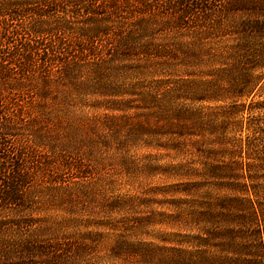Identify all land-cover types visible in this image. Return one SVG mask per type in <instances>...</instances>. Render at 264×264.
Listing matches in <instances>:
<instances>
[{
	"label": "rangeland",
	"instance_id": "374dc122",
	"mask_svg": "<svg viewBox=\"0 0 264 264\" xmlns=\"http://www.w3.org/2000/svg\"><path fill=\"white\" fill-rule=\"evenodd\" d=\"M148 1L155 5L157 14L165 12L167 18L171 12L176 16L173 18H177L173 7L178 6V1L187 7L192 3L191 0ZM211 1L206 6L220 8L230 2ZM89 2H79L78 7L80 10L91 8ZM132 6L137 7L135 3ZM76 7L77 2L68 8L73 12ZM183 10L180 7V11ZM72 19L76 33L68 43L80 37L78 30L83 27L81 20ZM185 22L192 28L198 25L194 17ZM19 25L0 17V50L12 53L13 45L21 49L20 44L30 38L25 26ZM174 31L163 32L160 38L171 44L172 40L179 41L181 35L190 34L181 29ZM186 40L184 38L183 42ZM2 56L0 52V69L5 68L10 77L18 80L20 71L9 63L5 65ZM135 60L131 65L139 63ZM197 64L176 68L157 66L159 78L127 71L121 74L117 86L121 91L133 92L136 88L139 92L142 87L152 86L156 79L176 82L186 74L198 79L201 72L212 71ZM13 79H9L11 83ZM29 79L36 80L35 77ZM2 80L0 74V133L6 125L19 130L16 129V137L7 138L5 144L0 142V178L6 177L5 181L12 178L14 166L21 165V175L28 182L26 205L14 208L13 215L9 216L13 222L22 221L23 228L8 232L7 239L10 244H26L29 250L25 261L14 253L9 258L0 255V264H264V251L256 237V228L249 224L253 212L247 202H239L246 195H242L244 188L237 187V184H249L264 190V113L256 109L250 112L249 106L244 107L250 100L242 99L240 106L236 104L242 113L233 119L234 125L227 135L233 145L226 151L210 141L199 152L189 151V155L187 149L177 153L158 147L157 143L166 147L168 139L152 143L150 147L143 141L129 146L127 143L128 148L104 140L91 151V146L75 143V137L66 138L67 127L61 126L71 125L75 120L85 122L112 116L107 102L114 98L87 96L81 103L73 99L71 102L75 103L73 108H68L67 115L44 122L42 128L47 127L48 131L37 134L39 121L32 114L33 106L39 105L36 93L26 91L28 84L8 87L11 83L3 84ZM115 99L130 101L133 107L140 106L136 96ZM261 101L264 96L255 99V102ZM223 107L228 105L201 103L195 106L206 115ZM128 114L142 113L131 110ZM57 124L60 127H55ZM28 126H32L33 131H24ZM259 130L262 132L258 133ZM47 132H50L48 136ZM125 150L128 151L127 164L121 161ZM250 164L255 168L249 169ZM235 175L240 178L238 181L233 179ZM251 177H254L253 182ZM87 183L97 187L92 199H86L79 190ZM65 186L69 188L62 190ZM3 191L0 187V193ZM69 195L74 199L70 200ZM4 219L7 221V215L0 211V222ZM247 224L249 229L245 228ZM48 246L53 248L49 256L41 253ZM78 248L87 250L86 255L81 256L83 262L75 255ZM67 256L73 259L67 261Z\"/></svg>",
	"mask_w": 264,
	"mask_h": 264
},
{
	"label": "trees",
	"instance_id": "16d2710c",
	"mask_svg": "<svg viewBox=\"0 0 264 264\" xmlns=\"http://www.w3.org/2000/svg\"><path fill=\"white\" fill-rule=\"evenodd\" d=\"M87 1H0V17L19 22L30 37L26 43L20 44L21 49L13 45L12 53L1 48L5 65L9 63L20 71L16 80L1 68V83L8 84V81L11 83L9 79H13L8 87H26L28 84L26 91L36 93L39 105L33 106L32 114L39 121L37 134L48 131L47 127L42 128L44 122L55 121L58 115H67L68 108H73L75 103L71 102L73 99H79L81 103L87 96L114 98L107 102V110L112 116L85 122L75 120L71 125L61 126L67 127L66 138L75 137V143L87 144L91 151L104 140L128 148L127 143L129 146L143 141L150 147L152 143L168 139L166 147L157 143L158 147L177 153L187 149L189 155V151L199 152L207 141L216 144L220 150L228 149L232 140L227 135L231 133L233 119L242 113L236 107L242 99L250 100L249 104H244L246 108L249 106L250 112L256 109L264 113V101L255 102L256 98L264 96V0H230L220 8L206 6L211 0H191L189 7L178 1V6L173 7L177 18H173L176 16H172V12L168 18L164 16L165 12L157 14L155 5L148 0H89L92 7L80 10L79 2ZM76 2V10L72 12L68 7ZM211 2L217 3L218 0ZM132 3L137 7L133 8ZM180 7L184 9L182 12ZM124 13L128 16L124 17ZM191 17L197 20L195 28L185 22ZM72 18L81 20L83 27L78 30L80 37L74 43H68L76 33ZM173 28L190 34L181 35L179 41L172 40L171 44L160 38L163 32H175ZM184 38H187L185 42ZM134 60L139 63L133 66ZM197 63L212 71L201 72L198 79L192 74L183 75L176 82L156 79L152 86L142 87L139 92L136 88L133 92L121 91L117 86L121 74L127 71L159 78L157 66L190 67L198 66ZM149 67L153 70H147ZM147 72L150 74H145ZM30 77L36 80L32 82ZM126 95L136 96L140 106L133 107L130 101L115 99ZM201 103H225L228 107L206 115L200 108H195ZM131 110L142 114L131 116L128 114ZM31 127H25L24 131H33ZM16 129L19 130L10 125L1 129L0 142L16 137ZM125 151L121 161L127 164L128 151ZM248 167L255 168L254 164ZM14 169L12 178L7 181L6 177L0 178V187L4 189L0 193V211L8 218L0 222V255L9 258L16 253L18 259L25 261L29 247L10 244L7 239L8 232L23 228L22 221L13 222L9 216L13 215L14 208H23L27 202V178L21 175V165L14 166ZM233 179L238 181L240 178L235 175ZM250 181L253 182L254 177ZM238 186L244 188L242 192L245 194L242 195L246 197L236 199L249 204L253 212L249 224L255 226L256 237L264 251V190L261 186L249 184ZM79 190L86 199L97 194V187L90 183L82 185ZM70 195V200L74 199ZM245 228L249 229L248 224ZM86 252L84 248H78L75 252L79 257L77 260L83 262L81 256ZM41 253L49 256L53 254V248H43ZM113 255L115 258V253ZM72 257L67 256V261Z\"/></svg>",
	"mask_w": 264,
	"mask_h": 264
}]
</instances>
